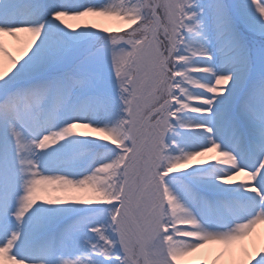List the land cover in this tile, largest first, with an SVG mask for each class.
Masks as SVG:
<instances>
[{
  "label": "snow or ice",
  "instance_id": "1",
  "mask_svg": "<svg viewBox=\"0 0 264 264\" xmlns=\"http://www.w3.org/2000/svg\"><path fill=\"white\" fill-rule=\"evenodd\" d=\"M264 0H0V264H264Z\"/></svg>",
  "mask_w": 264,
  "mask_h": 264
},
{
  "label": "bare ground",
  "instance_id": "2",
  "mask_svg": "<svg viewBox=\"0 0 264 264\" xmlns=\"http://www.w3.org/2000/svg\"><path fill=\"white\" fill-rule=\"evenodd\" d=\"M261 231L264 232V226H261Z\"/></svg>",
  "mask_w": 264,
  "mask_h": 264
}]
</instances>
